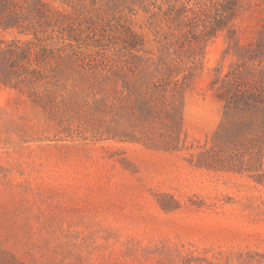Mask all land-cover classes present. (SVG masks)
<instances>
[{"label": "rangeland", "instance_id": "374dc122", "mask_svg": "<svg viewBox=\"0 0 264 264\" xmlns=\"http://www.w3.org/2000/svg\"><path fill=\"white\" fill-rule=\"evenodd\" d=\"M226 1L0 0V264H264V0Z\"/></svg>", "mask_w": 264, "mask_h": 264}, {"label": "trees", "instance_id": "16d2710c", "mask_svg": "<svg viewBox=\"0 0 264 264\" xmlns=\"http://www.w3.org/2000/svg\"><path fill=\"white\" fill-rule=\"evenodd\" d=\"M235 1L236 0H227L225 2V6L223 7V12L220 14L221 15V19H232L235 15H234V9H233V6L235 5ZM220 20V19H219ZM216 21L215 23V27H214V30H218V29H221L222 28V25H220V22L221 21ZM234 36V32L233 31H230L229 33V37H233ZM229 102V101H228ZM227 102V103H228Z\"/></svg>", "mask_w": 264, "mask_h": 264}]
</instances>
